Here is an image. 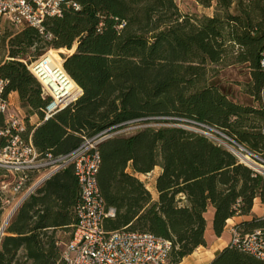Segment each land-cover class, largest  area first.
Returning a JSON list of instances; mask_svg holds the SVG:
<instances>
[{
    "label": "trees",
    "instance_id": "16d2710c",
    "mask_svg": "<svg viewBox=\"0 0 264 264\" xmlns=\"http://www.w3.org/2000/svg\"><path fill=\"white\" fill-rule=\"evenodd\" d=\"M73 1L81 10L69 9L50 21L49 40L30 27L2 36L11 38L0 79L8 81L7 94H18L27 114L24 137L42 159L67 156L107 131L111 136L98 147L97 179L106 207L116 215L105 221V230L169 240L170 264H181L206 246L210 207L218 237L230 230L242 236L264 230V217L253 212L257 199L264 204V178L191 130H217L264 156V110L231 99L213 82L223 70L246 64L252 76L246 93L259 100L264 0H194L213 9L202 16L184 14L176 0ZM33 47L39 56L50 49L69 52L63 68L82 90L48 120L52 99L22 60ZM34 116L38 122L32 124ZM4 123L0 116V128ZM156 168L154 197L137 175ZM38 178V172L28 173L24 188ZM8 201L0 192V230ZM80 202L73 166L55 173L6 227L0 264H62L59 234L70 236ZM236 217L251 220L231 225ZM210 264H264V259L229 245Z\"/></svg>",
    "mask_w": 264,
    "mask_h": 264
},
{
    "label": "built area",
    "instance_id": "2783aa9c",
    "mask_svg": "<svg viewBox=\"0 0 264 264\" xmlns=\"http://www.w3.org/2000/svg\"><path fill=\"white\" fill-rule=\"evenodd\" d=\"M69 9L79 11L81 6L73 0H0V39L4 34L3 24L7 23L19 30L33 28L41 37L49 40L52 35L47 31L48 23L61 19ZM44 56L27 66L42 85L43 95L52 99L44 116V120H48L73 104L81 92L70 94L67 77L59 71L54 70L57 77L53 78L47 67L49 60ZM259 68L263 74L259 102L264 110V50ZM7 88L8 81L0 79V116L5 118L0 128V140L4 142L0 145V192L8 190L20 194L27 182L28 173L35 171L40 174L42 168L52 164L54 167L51 171L39 176L38 182L50 172L57 173L68 166H73L79 181L81 202L78 221L69 239L60 243L62 264H170L172 243L169 240L148 233L105 230V221L115 218L116 211L106 207L100 194L97 176L101 154L98 147L111 135L105 131L85 140L67 156L42 159L31 140L24 137L25 117L13 109ZM201 127L205 129L195 131L228 149L241 164L264 178V156L248 150L217 130ZM2 237L0 235V240ZM229 245L263 260L264 230L258 229L244 236L237 230L233 231Z\"/></svg>",
    "mask_w": 264,
    "mask_h": 264
},
{
    "label": "rangeland",
    "instance_id": "374dc122",
    "mask_svg": "<svg viewBox=\"0 0 264 264\" xmlns=\"http://www.w3.org/2000/svg\"><path fill=\"white\" fill-rule=\"evenodd\" d=\"M177 5L179 6L181 12L184 14L189 15H196V16H202V15H212V10L205 9L201 6H199L194 0H176ZM4 27V34H8L9 36H12L16 33H18L20 30L16 27L10 25V24H3ZM11 37L7 38V41H3V38L0 39V63L6 61L9 56V47H8V41ZM49 52L55 53L59 58L63 60L64 64V57L69 53L65 50L55 51V50H48L46 51L42 56L46 55ZM39 57V52L37 51L36 47L31 48L28 53H26L22 60L27 64L30 65V63ZM213 82L219 83L223 90L229 95L231 99H234L242 104L247 105H253L256 107H260V102L257 97L251 96L246 93L247 86L252 83V76L250 73V69L248 68V65H236L233 67H229L225 70H223L219 77L216 78ZM249 89H251L249 87ZM23 108V107H22ZM22 114L26 116V110L22 109ZM159 125V124H158ZM190 128V127H189ZM136 129L130 128L127 131H132ZM195 129V128H193ZM128 133V132H127ZM129 172L131 173L132 170L129 169ZM160 172V168H156L153 172H151L148 175H145L146 177H142V175H137V177L146 185L147 189L153 194H155L156 186H155V180L157 178V174ZM43 173H40L39 175H42ZM38 181L36 180L35 184ZM34 184V185H35ZM33 185V186H34ZM32 186V187H33ZM31 187V188H32ZM23 189L20 194H13L10 191H4L2 194L9 199L7 202V209L5 211V215L3 220L5 221L10 212L15 208V206L19 203V201L23 198V196L31 189ZM155 197V195H153ZM59 236L61 237V241H67L69 239V234H62L60 233ZM211 255V253H210ZM184 262V261H183ZM184 264H189V261H186Z\"/></svg>",
    "mask_w": 264,
    "mask_h": 264
},
{
    "label": "crops",
    "instance_id": "0c3cea01",
    "mask_svg": "<svg viewBox=\"0 0 264 264\" xmlns=\"http://www.w3.org/2000/svg\"><path fill=\"white\" fill-rule=\"evenodd\" d=\"M208 10H212L213 12V9H208ZM10 101L13 106V109L16 112H19L21 115H23L21 112L23 109L22 104L20 103L19 96L17 93L10 94ZM37 122H38V118L36 116L31 118L32 124H35ZM3 143L4 142L0 140V145H3ZM48 172L49 171L41 172L43 174L39 176H43ZM159 173L160 172H158L157 175H159ZM142 177H146V176L142 175ZM155 184H156V180H155ZM153 195L157 197L158 195L157 190H155V194ZM253 212L258 217H264V204L260 199H257L255 201ZM214 215H215V210L213 207H210L208 212L206 213V220H207V229L205 233L206 246L198 248L191 256L187 257L184 260V262H182L181 264H184L186 261H189V264H210L224 248L229 246L232 235L231 230L224 232L220 237H218L213 229ZM249 220H251V217H236L231 222V225H238Z\"/></svg>",
    "mask_w": 264,
    "mask_h": 264
},
{
    "label": "bare ground",
    "instance_id": "6f19581e",
    "mask_svg": "<svg viewBox=\"0 0 264 264\" xmlns=\"http://www.w3.org/2000/svg\"><path fill=\"white\" fill-rule=\"evenodd\" d=\"M44 58L49 60V64H48L47 67H48V70L50 71V73H51V75H52L53 78L54 77H57V75L55 74V71L54 70L59 71L61 74L65 75L67 77V80H68V83H69V92H70V94L76 95L79 92H81V89L77 86V84L68 76L67 73L65 74L66 71L64 70V68L62 66L63 65V60L61 58H59L53 52L47 53L44 56ZM46 86L49 87L48 83H46ZM13 210L10 212V214L8 215L7 218H9V216L12 214Z\"/></svg>",
    "mask_w": 264,
    "mask_h": 264
},
{
    "label": "water",
    "instance_id": "95a60500",
    "mask_svg": "<svg viewBox=\"0 0 264 264\" xmlns=\"http://www.w3.org/2000/svg\"><path fill=\"white\" fill-rule=\"evenodd\" d=\"M82 94V90L80 95ZM193 124V123H192ZM191 130H195L193 128H191ZM109 138V137H108ZM106 138V139H108ZM105 139V140H106ZM103 140V141H105ZM102 141V142H103ZM101 142V143H102ZM100 143V144H101ZM54 167V165H50L47 167H44L41 169L42 172H46V171H51V168ZM56 172H50L49 174H47L44 178H42L39 182H37L24 196L23 198L19 201V203L17 204V206L15 207V209L13 210L12 214L9 216V218H7L0 230V235L4 236L5 235V230L6 227L8 226V224L10 223L11 219L13 218V216L15 215V213L17 212V210L21 207V205L24 203V201L32 194L34 193L37 189H39L47 180H49Z\"/></svg>",
    "mask_w": 264,
    "mask_h": 264
}]
</instances>
